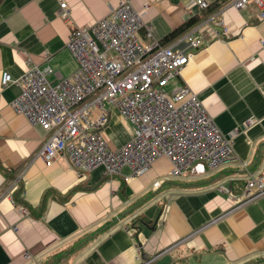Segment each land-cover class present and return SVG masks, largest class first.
I'll return each instance as SVG.
<instances>
[{
  "label": "crops",
  "instance_id": "1",
  "mask_svg": "<svg viewBox=\"0 0 264 264\" xmlns=\"http://www.w3.org/2000/svg\"><path fill=\"white\" fill-rule=\"evenodd\" d=\"M129 1L150 27V38L143 28L137 33L144 43L183 30L203 11L195 0ZM60 2L69 22L58 16ZM117 3L0 0V264H264V196L238 203L251 175L264 178V17L252 1L221 11L225 35L204 28L205 44L178 77L231 141L230 160L214 169L195 162L176 175L161 156L126 180L127 169L105 176L97 167L80 176L64 156L51 164L36 157L47 133L13 110L21 85L3 86L2 74L17 79L48 63L50 81L70 76L71 29L104 18ZM132 134L113 108L102 132L109 147ZM23 169L26 206L3 193L8 173Z\"/></svg>",
  "mask_w": 264,
  "mask_h": 264
},
{
  "label": "built area",
  "instance_id": "2",
  "mask_svg": "<svg viewBox=\"0 0 264 264\" xmlns=\"http://www.w3.org/2000/svg\"><path fill=\"white\" fill-rule=\"evenodd\" d=\"M251 1L263 18L264 0H224L162 44L140 41L138 31L143 28L150 38V27L129 0H118L104 18L71 29L66 48L76 69L70 76L50 81L48 76L54 71L48 63L29 67L17 79L4 72L3 86L21 85L19 95L11 102L13 110L47 133L36 157L51 164L64 156L80 176L97 167L105 176L122 175L127 169L123 174L126 180L143 174L161 156L168 158L176 175L195 162L203 161L214 169L230 160L231 141L178 77L195 51L205 44L204 28L213 29L215 37L225 35L221 11L227 6L242 9ZM194 4L201 10L210 5L206 0H195ZM58 16L69 22L66 2H60ZM260 42L264 48V41ZM113 108L133 127L132 136L115 149L102 135ZM23 175L24 169L15 172L3 193L11 196L23 182ZM159 183L157 180L153 184ZM261 195L264 178L251 175L238 203Z\"/></svg>",
  "mask_w": 264,
  "mask_h": 264
},
{
  "label": "trees",
  "instance_id": "3",
  "mask_svg": "<svg viewBox=\"0 0 264 264\" xmlns=\"http://www.w3.org/2000/svg\"><path fill=\"white\" fill-rule=\"evenodd\" d=\"M218 6H219V4H217V2L214 4H210L209 7L207 9H204L201 14L188 19V21H186V23H185V28L183 30H180V29L176 30L175 32L169 34L167 37H165L163 40H161L160 43L165 44V43L169 42L170 40L174 39L176 36H178L179 34L184 32L187 28H189L194 23L198 22L204 15L208 14L209 12H211L213 9H215ZM14 173H12V172H10V174L8 173L7 181L11 179V177L13 176ZM21 184L22 183H20L19 186L14 190L13 199L15 202L21 203L24 206H26V204H25L26 202L22 198L23 186Z\"/></svg>",
  "mask_w": 264,
  "mask_h": 264
},
{
  "label": "rangeland",
  "instance_id": "4",
  "mask_svg": "<svg viewBox=\"0 0 264 264\" xmlns=\"http://www.w3.org/2000/svg\"><path fill=\"white\" fill-rule=\"evenodd\" d=\"M149 191H154V189L152 188V186L148 189Z\"/></svg>",
  "mask_w": 264,
  "mask_h": 264
}]
</instances>
